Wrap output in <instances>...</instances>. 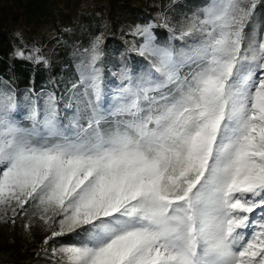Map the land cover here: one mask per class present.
Instances as JSON below:
<instances>
[{
    "label": "snow or ice",
    "instance_id": "1",
    "mask_svg": "<svg viewBox=\"0 0 264 264\" xmlns=\"http://www.w3.org/2000/svg\"><path fill=\"white\" fill-rule=\"evenodd\" d=\"M259 2L207 0L181 26L179 48L137 25L130 35L144 37L136 50L149 68L124 76L108 110L102 35L81 54L72 114L49 93L29 101L25 125L18 94L0 87V221L29 206L50 230L45 245L74 233L51 249L56 264H264ZM15 55L47 63L38 47Z\"/></svg>",
    "mask_w": 264,
    "mask_h": 264
},
{
    "label": "rangeland",
    "instance_id": "2",
    "mask_svg": "<svg viewBox=\"0 0 264 264\" xmlns=\"http://www.w3.org/2000/svg\"><path fill=\"white\" fill-rule=\"evenodd\" d=\"M207 0H0V33L9 43L10 55L33 67L51 69L63 59H69L80 78L83 50L96 36L102 35V56L97 62L101 70L105 101L120 95L128 84L124 76L133 81L149 68V57L136 50L144 43V37L130 35L137 26L151 23L153 43L166 46L169 42L179 48L184 41L177 39L181 26L197 13ZM30 3V4H29ZM24 6V7H23ZM257 14L264 12V0H260ZM264 22V17L254 20ZM32 47L41 50L47 63L35 59L20 58L17 50L27 57ZM62 68H65L64 65ZM56 86L58 84L56 82ZM59 88V87H58ZM30 91H23L18 101L22 104ZM31 94V93H30ZM49 94V93H48ZM46 92L37 96L46 98ZM27 214L18 215L11 222L0 221V264H56L58 257L51 249L62 244L75 243L79 237L68 234L43 243L50 235L43 222L26 206ZM25 225H30L26 228ZM55 227V225H54ZM47 248V254L44 249Z\"/></svg>",
    "mask_w": 264,
    "mask_h": 264
},
{
    "label": "trees",
    "instance_id": "3",
    "mask_svg": "<svg viewBox=\"0 0 264 264\" xmlns=\"http://www.w3.org/2000/svg\"><path fill=\"white\" fill-rule=\"evenodd\" d=\"M166 45L171 44L167 42ZM63 65L65 68H62ZM56 82L59 88L56 86ZM77 82L78 75L69 59H63L61 63L55 64L51 69L33 67L31 64L10 55L9 43L0 33V87L7 84L18 94V99L23 91H30L31 93H29L28 100L24 102L25 107L21 117L25 125H30V121L23 119L29 114V101H35L38 97L37 93L40 91L47 94L54 93L57 96L58 107L62 114L65 112L69 115L72 114L75 110V104L69 109H65L64 105L70 102L73 91H82L79 86L76 90H73L72 86ZM43 99L45 98H40V103L43 102ZM116 104H118V101L109 103L106 100L104 107L108 110Z\"/></svg>",
    "mask_w": 264,
    "mask_h": 264
},
{
    "label": "crops",
    "instance_id": "4",
    "mask_svg": "<svg viewBox=\"0 0 264 264\" xmlns=\"http://www.w3.org/2000/svg\"><path fill=\"white\" fill-rule=\"evenodd\" d=\"M121 95H117V96H113V97H110L109 98V100H108V102L109 103H111V102H119V97H120Z\"/></svg>",
    "mask_w": 264,
    "mask_h": 264
}]
</instances>
